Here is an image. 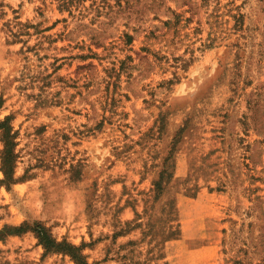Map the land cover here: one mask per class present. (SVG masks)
Instances as JSON below:
<instances>
[{
    "label": "rangeland",
    "instance_id": "obj_1",
    "mask_svg": "<svg viewBox=\"0 0 264 264\" xmlns=\"http://www.w3.org/2000/svg\"><path fill=\"white\" fill-rule=\"evenodd\" d=\"M82 263L264 264V0H0V264Z\"/></svg>",
    "mask_w": 264,
    "mask_h": 264
},
{
    "label": "trees",
    "instance_id": "obj_2",
    "mask_svg": "<svg viewBox=\"0 0 264 264\" xmlns=\"http://www.w3.org/2000/svg\"><path fill=\"white\" fill-rule=\"evenodd\" d=\"M21 231H25V229H22ZM37 231H38V236L46 244V247L49 246L47 243H50L51 241H50V239H48L46 233L42 229L37 230ZM11 233H13V232H11ZM8 234H9V232H8ZM82 264H85V263H82Z\"/></svg>",
    "mask_w": 264,
    "mask_h": 264
}]
</instances>
